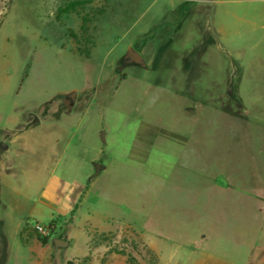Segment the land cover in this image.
<instances>
[{
  "label": "rangeland",
  "instance_id": "obj_1",
  "mask_svg": "<svg viewBox=\"0 0 264 264\" xmlns=\"http://www.w3.org/2000/svg\"><path fill=\"white\" fill-rule=\"evenodd\" d=\"M0 264H264V0H0Z\"/></svg>",
  "mask_w": 264,
  "mask_h": 264
},
{
  "label": "crops",
  "instance_id": "obj_2",
  "mask_svg": "<svg viewBox=\"0 0 264 264\" xmlns=\"http://www.w3.org/2000/svg\"><path fill=\"white\" fill-rule=\"evenodd\" d=\"M68 4H70L69 1L66 3V5H68ZM107 8H108V4L105 3V6L103 8L104 11H106ZM68 13H69L68 11L65 12L66 15H69ZM99 14L100 13H98V15ZM81 22H82L81 31L83 32V24L85 21L82 19ZM92 38L93 37H90V39H92ZM79 47L80 46L76 44V47H74L72 45V47L70 49L78 51V49L81 50V48H79ZM70 52H72V51H70ZM74 52H72V53H74ZM66 95L65 94L61 95V97L58 100H56L54 104H55L56 108L58 109V111H60V112L62 111V113L65 112V113L69 114L71 108L73 107V105L75 104L77 99L75 98V101L73 103H71L66 98ZM245 113H247V111ZM37 124H39V118H33V119L30 118L26 122L27 127L28 126H35ZM3 148L4 149L8 148V145L4 146ZM93 162H95V161L93 160ZM104 169H105V167H102L99 170L98 174H95V171H94L93 176L99 175ZM68 191H69V189H68ZM41 198L45 199L44 202H42L44 205H46L45 207H48L49 209L54 210V212H57L58 216H61V215L65 216L68 213L73 212V210L76 206V203L78 201V199H77L78 196L74 195L73 192H65V193L63 191L60 192V191H57L54 186H50V185H47L45 187V191L42 192Z\"/></svg>",
  "mask_w": 264,
  "mask_h": 264
},
{
  "label": "water",
  "instance_id": "obj_3",
  "mask_svg": "<svg viewBox=\"0 0 264 264\" xmlns=\"http://www.w3.org/2000/svg\"><path fill=\"white\" fill-rule=\"evenodd\" d=\"M128 63H137V64H140L142 66L145 65L144 59L141 56V54L139 52H137L136 50H134L133 48H128L126 54L124 55L122 65L125 66ZM66 98L71 103H73L75 101V93L67 94ZM101 168H102V166L100 164H95V174H98V172ZM52 243H53V246L55 248L67 246L66 241L59 239V238H54L52 240Z\"/></svg>",
  "mask_w": 264,
  "mask_h": 264
},
{
  "label": "built area",
  "instance_id": "obj_4",
  "mask_svg": "<svg viewBox=\"0 0 264 264\" xmlns=\"http://www.w3.org/2000/svg\"><path fill=\"white\" fill-rule=\"evenodd\" d=\"M34 230L37 232V233H40V234H48L49 233V228L48 227H43L41 226L40 224H35L34 226Z\"/></svg>",
  "mask_w": 264,
  "mask_h": 264
},
{
  "label": "trees",
  "instance_id": "obj_5",
  "mask_svg": "<svg viewBox=\"0 0 264 264\" xmlns=\"http://www.w3.org/2000/svg\"><path fill=\"white\" fill-rule=\"evenodd\" d=\"M67 11V10H66ZM53 223H54V221H51L49 224H48V226H49V228H52L53 227ZM25 230V229H24ZM35 231V230H34ZM36 232V231H35ZM42 242H44V239H42Z\"/></svg>",
  "mask_w": 264,
  "mask_h": 264
}]
</instances>
